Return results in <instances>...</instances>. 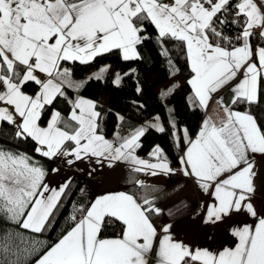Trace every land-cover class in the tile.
<instances>
[{
    "label": "snow or ice",
    "instance_id": "snow-or-ice-1",
    "mask_svg": "<svg viewBox=\"0 0 264 264\" xmlns=\"http://www.w3.org/2000/svg\"><path fill=\"white\" fill-rule=\"evenodd\" d=\"M228 4L229 0H0V105H6L0 106V121L16 123L14 113L18 114L22 123L16 135L31 137L40 145L36 151L48 158L103 156L109 150L110 158H119L122 149L135 145L144 130L113 149L96 134L99 113L94 111V102L83 98L75 101L70 114L78 125L72 132L57 126L59 112L53 113L47 127H41L45 105L52 103L56 93H63L59 84L40 80L35 73L51 77L58 72L60 61L86 62L112 49L122 50L126 60L133 59L138 55L135 46L147 39L141 35L144 21L158 30V39L171 37L184 43L193 73L188 83L201 105L206 106L209 93L227 86L240 73L243 78L233 88V103H257L264 90V47L253 50L249 41L254 27L264 28V12L254 0L236 5V16L246 17L237 37L244 43L229 50L210 41V35L227 39L213 25L227 23L217 17ZM260 36L264 39V31ZM75 41L84 43L81 46ZM67 73L65 69L63 74ZM28 82L40 85L41 91L35 96L25 94L22 89ZM225 112L220 126L204 122L180 162L186 166L184 174L199 178L205 191L214 185L215 202L208 207L206 223L227 222L242 211L257 217L258 223L233 229L237 245L215 253L193 251L165 235L159 245L160 264H264V217L257 216L252 203L257 175L253 156L264 155V130L250 113ZM66 142L74 147L65 151ZM161 151L157 146L151 155L159 158ZM29 160L26 155L0 149V211L10 214L22 228L39 233L64 188L51 190L52 195L47 196L50 189L43 184L45 171ZM136 162L173 171L164 161ZM148 211L131 195L101 196L81 219L72 217L74 227L37 264H147L146 254L156 235ZM110 219L121 222L123 231L117 237L101 238Z\"/></svg>",
    "mask_w": 264,
    "mask_h": 264
},
{
    "label": "trees",
    "instance_id": "trees-1",
    "mask_svg": "<svg viewBox=\"0 0 264 264\" xmlns=\"http://www.w3.org/2000/svg\"><path fill=\"white\" fill-rule=\"evenodd\" d=\"M168 1L171 0H164ZM239 2L240 0H230L226 10L218 14L217 20H226L227 23L221 25L217 22L213 26L227 39L210 35L212 43H219L221 47L229 50L244 43L237 39L246 19L243 15L236 16V5ZM143 28L141 35L147 39L135 46L138 55L133 59L126 60L120 49H112L86 62L65 60L64 63L68 66L73 80L86 77L93 71L99 73L96 77L85 80L78 90L79 94L96 101L99 133L111 137L121 125L133 131L139 124L148 122V128L136 148L137 153L150 157L152 149L159 146L162 156L171 164L178 165L181 151L186 146L185 132L189 137L194 136L205 112L198 104L192 105L189 101L192 90L188 81L193 73L184 43L171 37L158 39V30L148 21L143 22ZM249 42L253 47H264V39L260 35L252 34ZM107 66L114 67L115 72L104 70ZM20 71H23L22 67ZM118 74L120 79L116 82ZM44 77L45 75L39 74L40 79H45ZM172 79L174 80L169 86V93L163 95L159 88ZM23 90L35 95L41 87L34 82H28ZM62 93L57 94L51 104L45 105L39 123L47 125L52 112L57 110L60 113L57 126L72 132L78 127L70 119L74 88H63ZM231 108L252 114L264 130V90L261 91L257 103H232ZM159 128H163V131H159ZM17 131L16 123L1 121L0 149L27 155L31 158L30 163L44 169L43 180L47 179L64 155L54 158L43 156L36 151L38 143L35 140L26 136L18 137ZM73 146L72 142H66L64 150L67 151ZM71 166L74 167V172L41 232L22 228L10 214L0 211V264H37L49 248L74 227L75 221L72 217L75 216L76 221L81 219L85 210L94 202L104 182L81 170L77 167V162ZM140 176L141 171L132 170L118 183V187L139 198L137 183ZM181 178V175L170 174L166 186H173ZM122 231V223L110 219L104 224L100 235L117 237Z\"/></svg>",
    "mask_w": 264,
    "mask_h": 264
},
{
    "label": "crops",
    "instance_id": "crops-1",
    "mask_svg": "<svg viewBox=\"0 0 264 264\" xmlns=\"http://www.w3.org/2000/svg\"><path fill=\"white\" fill-rule=\"evenodd\" d=\"M171 2L172 0L165 3ZM254 2L258 5V7L261 8V11L264 12L262 0H254ZM255 29L258 30L259 35L262 31H264V28L255 27L252 29V31ZM74 43H79L82 46L84 42L75 41ZM259 47V45H256V47L252 46L253 50ZM65 69L68 70L67 75L63 74ZM106 69H108L109 72H111V70L112 73L115 72V69L114 67L112 68V66H107V68L105 67L104 70ZM39 74L45 75L46 78L40 79ZM35 75L40 80L52 79L55 84L60 85L61 92H63V88L66 87L74 88L72 110L74 108L75 101L83 98L94 102V111L98 113V110L96 109V101L89 97L83 96L78 92L79 88L83 85L85 80L89 79L90 75L82 77L78 80H73V78L70 76L68 66L65 65L64 61H60L58 72L54 71L51 77H48L46 74L40 72H36ZM242 78L243 73H240L238 74V78L234 81H230L227 86L218 89L215 92L209 93L206 106L200 104L199 99L195 97L194 91L189 84L192 90V93L189 96L190 103L192 105L198 104L204 109L205 114L196 134L192 137H189L186 133V146L185 149L181 151V157L185 155L187 148L190 146L189 141H195L197 139V136L204 126L205 121H208L210 125L214 124L216 126H220L222 121L226 119L225 109L246 113L245 111H239L231 108V104L233 103L234 99L233 88ZM173 80L174 79L170 80V82H166L159 88V90L161 89L163 92L164 86H170ZM169 86L166 88L165 93H169ZM22 91L30 96L36 95L29 94L23 89ZM57 94L59 93H56L55 96ZM10 110L12 109L10 108ZM54 112L58 111L54 110L52 112L48 123L50 122ZM14 119L19 128L20 124L22 123V118H20L18 114L14 113ZM98 119L99 116L95 118L96 134L103 136V138L112 145L113 149L120 147L125 142V140L130 139L141 129L144 130V134L145 130L148 128V122L139 124L138 128L133 131L129 130L126 126L121 125L117 128L114 135L111 137H106L97 131ZM48 123L47 125L40 126L47 127ZM142 135L139 136L136 144L131 148L122 149V154H120L119 158L117 159L110 158L112 156L111 150L106 151L103 156H93L88 154L86 156H82L80 159H76L73 155H64L62 161L56 165L47 179L43 180V184H46L50 189L46 195L50 196L52 194L51 190H59L60 188L65 187L74 172V167L71 165L77 162V167H79L81 170L104 182L95 200L105 195H117L124 193L131 195L137 203L149 209L147 215L149 221L156 229V235L153 238V247L151 251L146 254L147 264H160V258L158 256L159 245L160 241L165 235L169 236L172 242H179L193 251L197 249H208L209 251L215 253L223 250L224 248H234L239 241L238 237L232 234V230L245 225L255 227V225L258 223L257 217H253L247 212L242 211L238 214H234L227 222H217L215 224L206 223L205 221L208 207L215 202V198L213 196L214 185L212 188L205 191L204 188L201 187L202 182L199 180V178H197L195 175L184 174L183 168L186 166L182 165L181 162L178 165L171 164L169 160L162 156V151L159 158L155 155H151L157 146H155L150 152V157H144L137 153L136 148ZM38 147H40V145H38ZM253 159L255 160V171L257 175L254 180L256 192L252 197V203L257 210V216L264 217V155L254 154ZM137 160L147 161L148 164H155L164 161L171 169H173V171L166 172L165 170L159 168L153 169L147 167L146 165H140L136 162ZM69 161H71V163ZM132 170L141 171V176L137 183L139 186L138 192L140 199L132 193L122 190L118 187V183ZM170 174H178L181 175L182 178L173 186L167 187L166 184ZM145 201H148V203L145 204ZM155 215L158 216L155 217ZM165 227L168 228L167 232L164 231ZM101 238L112 237L101 236Z\"/></svg>",
    "mask_w": 264,
    "mask_h": 264
},
{
    "label": "rangeland",
    "instance_id": "rangeland-1",
    "mask_svg": "<svg viewBox=\"0 0 264 264\" xmlns=\"http://www.w3.org/2000/svg\"><path fill=\"white\" fill-rule=\"evenodd\" d=\"M99 73H97L96 71H93V72H91L90 73V76H89V78L90 77H96L97 75H98ZM119 75L120 74H118L117 76H116V79H115V81L116 82H118L119 81ZM44 78H46V76L44 77ZM170 82V81H169ZM169 85H167V86H164V91H163V95H165V92H166V88L168 87ZM27 156V155H26ZM28 157V156H27ZM30 158V157H29ZM31 159V158H30ZM58 191V190H57ZM52 195V194H51Z\"/></svg>",
    "mask_w": 264,
    "mask_h": 264
},
{
    "label": "built area",
    "instance_id": "built-area-1",
    "mask_svg": "<svg viewBox=\"0 0 264 264\" xmlns=\"http://www.w3.org/2000/svg\"><path fill=\"white\" fill-rule=\"evenodd\" d=\"M252 33H253L254 35H259V32H258V30H256V29L253 30ZM190 264H191V262H190Z\"/></svg>",
    "mask_w": 264,
    "mask_h": 264
}]
</instances>
